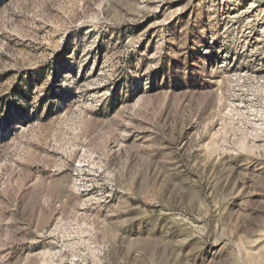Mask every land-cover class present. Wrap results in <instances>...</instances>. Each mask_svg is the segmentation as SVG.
<instances>
[{
	"label": "rangeland",
	"instance_id": "obj_1",
	"mask_svg": "<svg viewBox=\"0 0 264 264\" xmlns=\"http://www.w3.org/2000/svg\"><path fill=\"white\" fill-rule=\"evenodd\" d=\"M0 264H264V0H0Z\"/></svg>",
	"mask_w": 264,
	"mask_h": 264
}]
</instances>
